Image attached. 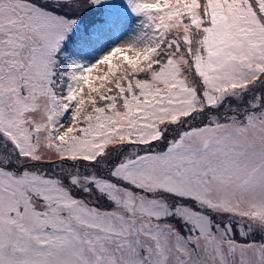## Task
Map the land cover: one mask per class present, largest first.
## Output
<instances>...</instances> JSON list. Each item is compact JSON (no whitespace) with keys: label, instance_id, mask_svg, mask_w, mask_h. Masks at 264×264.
<instances>
[{"label":"snow or ice","instance_id":"6c2138e0","mask_svg":"<svg viewBox=\"0 0 264 264\" xmlns=\"http://www.w3.org/2000/svg\"><path fill=\"white\" fill-rule=\"evenodd\" d=\"M0 264H264V0H0Z\"/></svg>","mask_w":264,"mask_h":264}]
</instances>
